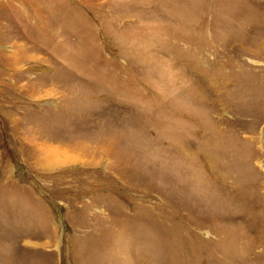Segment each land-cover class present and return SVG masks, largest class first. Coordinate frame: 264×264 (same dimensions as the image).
I'll list each match as a JSON object with an SVG mask.
<instances>
[{"label":"rangeland","instance_id":"1","mask_svg":"<svg viewBox=\"0 0 264 264\" xmlns=\"http://www.w3.org/2000/svg\"><path fill=\"white\" fill-rule=\"evenodd\" d=\"M0 264H264V0H0Z\"/></svg>","mask_w":264,"mask_h":264},{"label":"bare ground","instance_id":"2","mask_svg":"<svg viewBox=\"0 0 264 264\" xmlns=\"http://www.w3.org/2000/svg\"><path fill=\"white\" fill-rule=\"evenodd\" d=\"M86 156H87V155H86ZM88 156H89V155H88ZM72 157H73V156H67V155L64 156V158L67 159V160H70ZM62 158H63V157H62ZM64 158H63V159H64Z\"/></svg>","mask_w":264,"mask_h":264}]
</instances>
